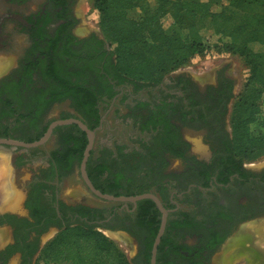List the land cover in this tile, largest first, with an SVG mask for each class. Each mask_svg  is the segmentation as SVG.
Listing matches in <instances>:
<instances>
[{"label": "flooded vegetation", "instance_id": "flooded-vegetation-1", "mask_svg": "<svg viewBox=\"0 0 264 264\" xmlns=\"http://www.w3.org/2000/svg\"><path fill=\"white\" fill-rule=\"evenodd\" d=\"M39 1L29 14L16 11L0 19V54L8 49L5 25L28 39L16 67L0 76V132L7 126L20 135L11 139H31L47 124L51 99L71 94L72 83L79 84L76 92L85 91L90 77L107 92L98 100L108 103L94 130L86 172L95 189L117 200L96 196L80 166L75 174L84 192L64 199L62 188L71 177L51 157L71 153L52 143L53 135L40 147L17 149L15 170L37 157L46 164L15 186L0 209V264H38L47 243L76 226L111 236L133 253L130 264H264V162L247 163L232 150L230 121L241 85L230 65L176 72L141 88L120 84L109 46L96 31L78 30V0ZM3 110L13 114L9 121L1 119ZM121 110L138 144L97 142L111 131L109 116ZM143 195L156 197L166 215L152 198L120 200ZM13 203L20 211L6 210Z\"/></svg>", "mask_w": 264, "mask_h": 264}, {"label": "trees", "instance_id": "trees-1", "mask_svg": "<svg viewBox=\"0 0 264 264\" xmlns=\"http://www.w3.org/2000/svg\"><path fill=\"white\" fill-rule=\"evenodd\" d=\"M153 1L151 4L147 3V0H95L96 8L117 43L116 49L111 51V57L112 69L119 83L136 85L139 88L159 84L160 77L168 73L170 68L211 51L244 57L250 61L248 63L250 70L244 89L233 109L232 127L236 141L233 137L231 145L232 150L247 153L248 156L263 154L264 53L253 52L249 45L255 42L264 44V0H232L221 11L210 10V3L215 7H223V0H209L207 3L202 0ZM134 8L142 11L139 20H131L127 17V13ZM229 9L245 11L247 16L243 22L236 25L234 18L236 12L231 13ZM253 9L258 10L257 13H252ZM168 15L180 31L190 30L188 36L184 38L180 33L166 35L163 19ZM198 16H202L203 20L199 24H194L193 21L195 22ZM209 22L214 27L212 36L219 38L213 45H210L209 41L204 42V37L199 35V31L206 29ZM189 35L191 40L188 41ZM224 39L229 40L224 41ZM54 78L60 81L58 77ZM85 82L88 85L85 91L76 92L78 90L74 89L76 87L79 89V84L72 83L71 94L60 93L54 96V100L51 99V104L70 100L72 106L77 109L79 117L63 115L51 119L38 128L37 134L26 135L31 139L18 140L27 143L38 141L52 122L70 118L83 121L94 131L99 126L102 113L106 110L105 105L108 103L98 100V95L106 96L107 92L105 94L102 89H98L90 77ZM7 102L5 101V105L9 107ZM8 114L3 110L1 119L9 121L13 114ZM254 123L260 128L257 135L250 132V125ZM3 130L0 132V137L14 138V134L20 136L18 132L11 134L12 130L7 126L3 127ZM53 136L51 141L54 142V138L58 136L62 147L72 155L60 158L54 154L51 162L57 164L60 169L67 170V174L73 177L88 145L87 135L78 126L70 125L56 128ZM19 162L20 165L23 164V156L19 158ZM94 176L90 175L92 178ZM107 192L102 191L104 194ZM40 263L130 264L112 241L90 226L68 227L63 230L44 247Z\"/></svg>", "mask_w": 264, "mask_h": 264}, {"label": "rangeland", "instance_id": "rangeland-1", "mask_svg": "<svg viewBox=\"0 0 264 264\" xmlns=\"http://www.w3.org/2000/svg\"><path fill=\"white\" fill-rule=\"evenodd\" d=\"M202 1L206 3L209 2V0H202ZM231 1L232 0H223L222 2L223 7L222 6L215 7L213 6L214 5L213 3H210L211 5L210 10L221 11L223 10L224 6H226L227 3ZM152 2L154 1L147 0V3L152 4ZM40 3L41 2L39 0H29L27 1L26 4L21 5L11 0H0V19L4 15L13 13L16 11L19 13H23V14H27V13L29 14L31 11L36 10L37 5H39ZM218 5L220 4L218 3ZM75 9H76L77 14L80 16V23L78 26V30L85 32V33L96 31L99 34V36L105 41V43L109 46L110 50L114 51L117 47V43L115 42L113 36L109 32L107 25L104 23L102 16L100 15L98 9L96 8L95 0H78ZM257 11L258 10L253 9L252 13H257ZM229 12L231 13L236 12L234 16L236 25L243 22L247 16L245 15L246 13H244L245 11H242V10L229 9ZM141 15H142V11L139 8H134L127 13V17L131 20H139L141 18ZM206 15L207 13L204 14L205 17ZM202 20H203V17L198 16L195 19V22L193 21V23L199 24L202 22ZM12 26L13 25H11V23H9L8 25H5L4 31L2 34L3 37L5 38L7 37L6 42L8 45V49L6 50V53L0 54V64L2 68H4L0 72V76L2 74H6L7 72H9L10 70L16 67V65L22 58L23 53L26 51L27 46H28V39L26 38V36H24L21 33L14 32ZM163 26L165 28L164 30H165L166 35H169V36H172L173 34H176V33H180V35H182V37L185 38V36H188V34L190 33V30L180 31L179 28L173 24V21L169 15L163 19ZM218 39L219 38L215 35L212 36V34L210 35L205 34L203 41L206 43L207 41H209V44L213 45L215 42H218ZM189 40H191L190 35H189L188 41ZM226 40H229V39H226ZM226 40L224 39V41ZM249 62L250 61H248L246 58L241 57V56H235L229 53H216L214 51H211L209 53L196 56L195 58L177 67L170 68L168 70V73L160 77L159 80L160 82H162L164 78L176 72L195 71L199 73L204 70L214 69L217 66H220L221 64L230 65L231 71L233 72L234 76H236V78L238 79L241 85L238 90L237 96L235 98L234 104H233V109H234L236 103L239 100V96L244 89L246 79L249 76V70H250L248 66ZM262 111L264 115V97L262 98ZM125 112L124 110L120 111L119 115L121 116V118H118L120 116H115V115L109 116L108 126L111 128V131L106 130V132L99 134L96 138L97 142H102L104 140L109 146H114V147L118 145L117 143L130 144L131 146H135L138 144L137 140L132 138L133 136L136 135L135 134L136 130L134 129L133 125L127 122L126 120L127 115ZM69 114L79 117L77 109L72 106L70 100H64L62 102L54 103L51 106V113L48 116V118H46V121L48 122L51 119H54V118L56 119L63 115H69ZM123 115L125 116L122 119ZM232 120H233V112L231 114V121H230L231 128H232L231 139L234 137ZM259 130L260 128L257 123L250 125L251 134L257 135V133L260 132ZM234 140H235V137H234ZM58 142H59L58 136H56L54 138V143H58ZM50 148L51 147L47 148L46 150H49ZM7 149H9L8 151L10 152L11 149L10 148H7ZM233 151L236 157L241 158L247 163L264 162V153L259 156L253 157V156H248L247 153L245 154L240 153L236 149H233ZM16 152L17 150L13 151V155L11 156L12 158L8 160L9 155L6 153V151L4 150L0 151V209L3 207L4 204L8 202L7 194H5L4 188L2 186V184L5 181V179L3 178L5 175V172H8V175L10 178V185L12 186L11 188H13L15 186L18 187L19 184H21V181L30 179L34 171L37 172L38 168L46 164L45 160L38 159L37 157L29 165L22 166L18 170H15L13 166V161L16 156ZM6 157H7V161L5 163L3 159ZM77 177L78 176L74 174L73 177H71L70 180L67 183H65L64 187L62 188V192H63L65 200H67L74 191H81V193L84 192ZM15 179L17 180L16 184L12 183ZM13 192H14V189H13ZM100 233L103 236H106L110 241H112L115 244L117 250L122 254V256H124L126 260L129 259L128 257L129 255L133 254V253L127 252V250H125L122 246L118 245L114 241V239H112L111 236H107L102 232ZM38 264H41L40 258H39Z\"/></svg>", "mask_w": 264, "mask_h": 264}, {"label": "water", "instance_id": "water-1", "mask_svg": "<svg viewBox=\"0 0 264 264\" xmlns=\"http://www.w3.org/2000/svg\"><path fill=\"white\" fill-rule=\"evenodd\" d=\"M70 125L78 126L84 133H86V135L88 137V145L86 147V150L84 152V157H83V160H82L81 165H80V173H81L82 179L85 181L86 185L89 187V189L96 196H98L102 199H105V200H109V201L117 200V198H115L111 195L103 194L102 192L95 189V187L92 185L91 181L89 180V177H88L87 172H86V164H87V160H88L89 155H90V151L92 150L93 145H94L95 131L91 130L81 120L74 119V118L64 119V120H56L49 125V127H48V129L45 132L43 137H41L38 141H35L32 143H26V142H22V141L11 139V138H0V151H2V150L6 151V153L9 155V159H11L12 158L11 156L13 155V151H16L17 149H22V150L26 151L28 149L40 147V146L44 145L45 143H47V141L52 137L54 130L56 128L63 127V126H70ZM7 148L11 149L10 152L8 151L9 149H7ZM144 198H152L157 203L159 208L163 211L164 215H166L165 210L162 207L159 200L152 195H143V196L132 197V198H121L120 200L136 202L137 200L144 199ZM6 210L11 211V212H17V211H20V206L18 207V205H16V203H13V204H10ZM164 227H165V217H164V221H163V225H162L160 234H159L157 241H156L154 255L156 253V248H157V245L159 243L160 236L163 233Z\"/></svg>", "mask_w": 264, "mask_h": 264}, {"label": "crops", "instance_id": "crops-1", "mask_svg": "<svg viewBox=\"0 0 264 264\" xmlns=\"http://www.w3.org/2000/svg\"><path fill=\"white\" fill-rule=\"evenodd\" d=\"M213 31H214L213 24H211V22H209L207 24V28L206 29H202V30L199 31V35L204 37L205 34L210 35V34L213 33ZM203 33H205V34H203ZM249 47L255 53H264V44L261 43V42L251 43L249 45Z\"/></svg>", "mask_w": 264, "mask_h": 264}, {"label": "bare ground", "instance_id": "bare-ground-1", "mask_svg": "<svg viewBox=\"0 0 264 264\" xmlns=\"http://www.w3.org/2000/svg\"><path fill=\"white\" fill-rule=\"evenodd\" d=\"M2 69H4V68H2V66H1V64H0V72L2 71ZM4 154V153H3ZM8 160H9V158H8ZM3 161L6 163V161H7V157L6 158H4L3 159ZM3 162V163H4ZM5 169V168H4ZM6 169H8V168H6ZM3 177V176H2ZM4 179H5V181H4V183L2 184V186H3V188H4V192H5V194H7V200L9 201L10 200V198L13 196V189H14V187L13 188H11L12 186L10 185V178H9V175H8V172H5V175H4V177H3ZM2 181H3V179H2ZM5 198V197H4ZM1 236V235H0Z\"/></svg>", "mask_w": 264, "mask_h": 264}]
</instances>
